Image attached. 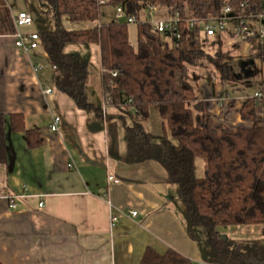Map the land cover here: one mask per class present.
<instances>
[{"label": "crops", "instance_id": "1", "mask_svg": "<svg viewBox=\"0 0 264 264\" xmlns=\"http://www.w3.org/2000/svg\"><path fill=\"white\" fill-rule=\"evenodd\" d=\"M4 1L11 15L29 13V0ZM106 22L101 18L77 24L65 18L63 24L80 30ZM234 25L221 36L203 39L208 53L221 50L230 78L223 80L216 67L203 62L190 67L189 79L197 100L211 115L224 114L235 127L249 126L240 115L244 104L261 100L264 111V41H242L234 34ZM249 25L257 30L261 22L250 20ZM25 31L41 32L34 22ZM14 44L12 35L0 36V115L5 119L7 158L0 164V264H141L147 250L158 255L173 251L192 264H211L206 235L200 229L194 232L196 239L190 235L187 208L163 166L124 161L125 124L132 126V119L109 104L103 116L100 46L88 45L90 58L85 61L95 72L89 69L86 94L93 107L100 108L98 112L79 110L57 88L42 48L29 57ZM132 45L135 48L137 43ZM71 47L66 53L76 55L72 52L77 48ZM35 58L42 62L39 74L33 71ZM47 89L51 95L44 94ZM12 114H22L25 128L38 131L40 147L30 148L25 133L12 132ZM55 116L60 123L52 132ZM144 129L155 142L170 138L157 106L151 107ZM200 168L203 175V163ZM109 175L120 183L110 185ZM7 199L15 201L16 209H10ZM130 211L138 216L132 217ZM219 230L236 241L264 238L263 225Z\"/></svg>", "mask_w": 264, "mask_h": 264}, {"label": "trees", "instance_id": "2", "mask_svg": "<svg viewBox=\"0 0 264 264\" xmlns=\"http://www.w3.org/2000/svg\"><path fill=\"white\" fill-rule=\"evenodd\" d=\"M54 29L39 32L43 51L54 70L57 88L74 101L81 111L95 110L86 87L88 65L76 55L66 53L73 44L99 45L103 68V92L109 106L132 119L125 124L127 164L158 162L166 170L168 182L178 186L179 199L187 208L188 230H203L210 249L211 264H264V238L236 241L221 234L220 228L264 226V111L261 100L246 102L241 119L249 126H232L224 114L211 115L196 98L189 79L190 67L200 61L212 63L222 79H229V67L218 50L214 55L203 48L200 26L190 43L165 42V37L142 19V8L164 9L171 17L206 20L220 17L229 7L234 16L264 13V0H38ZM122 7L137 18V46L131 43L129 26L114 19L94 28L69 30L72 23H94L102 18V8ZM16 33L13 16L0 0V36ZM116 74V76H113ZM157 106L167 123L170 138L154 141L144 122L151 107ZM120 119L125 122L122 116ZM12 132H23L30 148L40 147L39 133L25 128L22 114L10 116ZM5 119L0 115V164L6 162ZM204 164L203 175L197 163ZM141 264H192L176 252L158 255L147 250Z\"/></svg>", "mask_w": 264, "mask_h": 264}, {"label": "built area", "instance_id": "3", "mask_svg": "<svg viewBox=\"0 0 264 264\" xmlns=\"http://www.w3.org/2000/svg\"><path fill=\"white\" fill-rule=\"evenodd\" d=\"M100 4H107V0H100ZM115 20L118 22H126L128 26H136L137 27V18L133 16H129L126 11L118 6L115 7ZM147 14L146 19L148 23L152 24L153 30L165 37V39L173 42V41H184L190 43L192 40V33L196 26H200L202 30V34L208 37L221 36L225 31L230 29L232 24L234 23V34L238 36L242 41L249 42L251 39L259 38L264 41V13L259 15H250L248 17L234 16L232 10L229 7H225L223 9L222 15L220 17H209L206 20H199L196 18L187 19L185 21H181L180 18L171 17L167 14L164 19H154L155 14L161 12L157 7L150 6L146 8ZM13 16V22L16 29V33L12 35L14 38V46L17 51L21 55L32 56L38 52L39 49L42 48L39 33H28L24 32L23 29L26 27H31L33 25V18L31 14L26 11H22L21 13H17ZM250 20H258L261 22V25L257 30L250 27ZM32 67L35 74H39V70L42 68V62L37 60V58L32 59ZM116 76V74H113ZM44 94L51 95L52 90H45ZM256 98H261L260 94L255 95ZM108 105V101L105 99V103L103 105L102 111L103 116H106V107ZM60 123V117L55 116L51 123V131L55 132L58 130V125ZM107 182L110 185L119 184V180L112 175H109L107 178ZM9 200L10 209H16V204L13 199ZM108 205L112 207V203L108 201ZM43 205H40L42 208ZM132 217H137V211H130L129 213ZM117 217L112 218V224H116Z\"/></svg>", "mask_w": 264, "mask_h": 264}, {"label": "rangeland", "instance_id": "4", "mask_svg": "<svg viewBox=\"0 0 264 264\" xmlns=\"http://www.w3.org/2000/svg\"><path fill=\"white\" fill-rule=\"evenodd\" d=\"M101 11H102V19L104 21H108V20L114 19L116 11H115V9L113 7H111V6L103 7ZM147 11L148 10L146 8H142V12H143L142 15L144 16V18H145L146 14H147ZM28 12H29V14H31V16L33 18L34 27L38 28L39 31H47V30L51 31V29L54 28L53 25H52L53 22H52L51 17L48 14L44 13V11L40 7V3H39L38 0H29ZM165 15H167V11L164 9L163 11L158 12L157 14H155L154 19H156V18H160V19L162 18L163 19V18H165ZM23 31L27 32V31H25V28L23 29ZM129 35H130L132 43L136 44L137 43V32H136V27L135 26H130L129 27ZM166 41H168V40L165 39V42ZM169 43L173 45V42L169 41ZM88 47L89 46L87 44H81V43L80 44H73L71 48L72 49L73 48L74 49L77 48V49H76V51H74L72 53H75L76 55H78L79 58L82 60V62L83 61L85 62V61H87L90 58L89 54L87 53L88 50H89ZM79 50H82L83 52H85L86 55L82 51H79ZM215 53H216V51L213 52V55ZM203 62L215 67L214 64H212L210 62L208 63L207 61H200L198 63V65H200V63H203ZM89 69H90V71L93 74H95V72L92 71L94 69H92L90 66H89ZM100 106L101 107L103 106V101L100 104ZM201 163H202V161H200V160L197 163L198 164L197 165V168H198L197 169V174H198V176H200V174H201V168H200ZM237 241H243V240H237Z\"/></svg>", "mask_w": 264, "mask_h": 264}]
</instances>
